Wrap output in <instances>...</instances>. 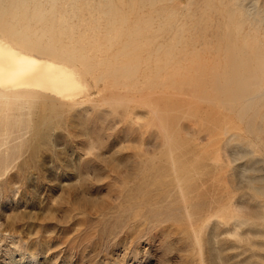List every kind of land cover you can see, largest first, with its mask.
I'll use <instances>...</instances> for the list:
<instances>
[{"label": "rangeland", "instance_id": "rangeland-1", "mask_svg": "<svg viewBox=\"0 0 264 264\" xmlns=\"http://www.w3.org/2000/svg\"><path fill=\"white\" fill-rule=\"evenodd\" d=\"M0 32L83 84L0 99V264H264V0H0Z\"/></svg>", "mask_w": 264, "mask_h": 264}, {"label": "bare ground", "instance_id": "bare-ground-1", "mask_svg": "<svg viewBox=\"0 0 264 264\" xmlns=\"http://www.w3.org/2000/svg\"><path fill=\"white\" fill-rule=\"evenodd\" d=\"M82 86L76 70L64 60L22 48L0 32V99L31 101L43 97L61 100L70 107L80 100Z\"/></svg>", "mask_w": 264, "mask_h": 264}]
</instances>
